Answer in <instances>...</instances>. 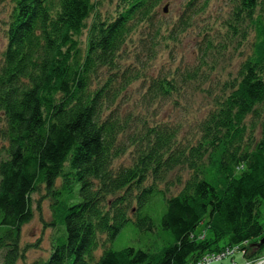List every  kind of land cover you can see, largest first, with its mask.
Instances as JSON below:
<instances>
[{
  "label": "trees",
  "instance_id": "trees-1",
  "mask_svg": "<svg viewBox=\"0 0 264 264\" xmlns=\"http://www.w3.org/2000/svg\"><path fill=\"white\" fill-rule=\"evenodd\" d=\"M170 3L0 0L1 264H197L236 247L264 257V0H181L176 18ZM190 34L196 61L176 64ZM186 93L207 104L185 133L168 109L188 111ZM177 170L187 178L169 180ZM40 193L57 235L47 260L28 262L37 245L22 229ZM159 194L163 247L111 249L130 222L154 230L145 211ZM204 223L211 237L197 233Z\"/></svg>",
  "mask_w": 264,
  "mask_h": 264
},
{
  "label": "rangeland",
  "instance_id": "rangeland-1",
  "mask_svg": "<svg viewBox=\"0 0 264 264\" xmlns=\"http://www.w3.org/2000/svg\"><path fill=\"white\" fill-rule=\"evenodd\" d=\"M168 2H171L172 5H169V13L166 17H173L176 18L179 13L181 0H168ZM170 3V4H171ZM165 6V5H164ZM163 6V7H164ZM0 14H3L2 11H0ZM162 15H166L162 13ZM3 19V17H0ZM4 24L0 22V29L4 28ZM1 32V31H0ZM200 39L196 36V34H190L189 36H186L185 39L181 42V45L176 48V64L179 63V65L183 66H191L195 63L196 57H197V46L199 44ZM6 39L5 36L0 33V59L2 56V53L6 47ZM170 56L168 54H164L163 57H161L157 63H156V72L161 71L165 68V66L169 63ZM239 67V61L234 60L231 65L226 64V69L230 72H233L234 74L237 72ZM181 100V103L185 104L186 109L188 111L181 110H174V109H168V111H172L171 116H168V120H171L172 122H176L181 125V127H184V132L186 133L190 126L194 123L195 118L197 116H201V113L205 112V106L203 104H207L203 101L202 95L200 97H197L196 99L193 98L191 95L186 93V95H182L179 98ZM185 135V134H183ZM187 173L182 170H177L173 172L169 176V180L176 181L178 176H181L182 181L187 178L185 176ZM165 185L162 186L164 188ZM177 187H172L171 190L173 192H176ZM42 197V198H41ZM36 200L41 201V212H36L33 220L26 224L22 229V243L24 244H33L37 245L35 248H32L28 251V262H32L36 259H43L47 260V258L50 255V249L52 245L53 238L57 235L56 229H53L51 227H46L43 223L42 219L50 222L51 220V212L49 209V201L48 199L44 198L42 196V193L37 194L35 196ZM165 211V202L164 198L161 194L157 195L152 204H150L146 208V213H149L153 216L155 221V228L153 231H147L145 233L140 232L139 228L132 222L128 223L120 232L118 237L115 239V241L110 245V248L119 251L127 247H134L136 249H142V250H150L152 252L158 251L161 247H163V243L165 242L167 236L162 232L161 227V216ZM206 224H202L198 229V234H205ZM208 237H211V234L209 232H206ZM101 250L98 252V255H100ZM237 260H241L238 262V264H243V255L238 253ZM0 255V264L2 262ZM245 264V261H244Z\"/></svg>",
  "mask_w": 264,
  "mask_h": 264
},
{
  "label": "built area",
  "instance_id": "built-area-1",
  "mask_svg": "<svg viewBox=\"0 0 264 264\" xmlns=\"http://www.w3.org/2000/svg\"><path fill=\"white\" fill-rule=\"evenodd\" d=\"M235 252H241L243 255L245 254V252L243 250H240L238 247L234 248V249H228L225 250L221 253H214L211 255H208L207 257L203 258L201 261H199L197 264H210L214 261L217 260H221L229 255H232ZM245 264H264V257H262L261 259H258L256 261H246Z\"/></svg>",
  "mask_w": 264,
  "mask_h": 264
},
{
  "label": "crops",
  "instance_id": "crops-1",
  "mask_svg": "<svg viewBox=\"0 0 264 264\" xmlns=\"http://www.w3.org/2000/svg\"><path fill=\"white\" fill-rule=\"evenodd\" d=\"M238 253L242 254L241 252H235L232 255H229V256L221 259V260L214 261V262H212L210 264H238V262L241 261L240 259L237 260V256L236 255ZM243 259H244V261L246 263L247 260L245 259L244 255H243ZM244 261H243V264H244Z\"/></svg>",
  "mask_w": 264,
  "mask_h": 264
},
{
  "label": "water",
  "instance_id": "water-1",
  "mask_svg": "<svg viewBox=\"0 0 264 264\" xmlns=\"http://www.w3.org/2000/svg\"><path fill=\"white\" fill-rule=\"evenodd\" d=\"M165 13H167L168 12V6H166L165 7V11H164ZM261 244H264V238L261 240V242H260Z\"/></svg>",
  "mask_w": 264,
  "mask_h": 264
}]
</instances>
